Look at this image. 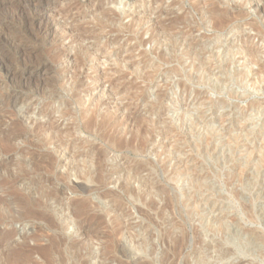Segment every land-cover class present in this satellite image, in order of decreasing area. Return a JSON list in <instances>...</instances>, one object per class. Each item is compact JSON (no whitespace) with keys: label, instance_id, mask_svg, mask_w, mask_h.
Wrapping results in <instances>:
<instances>
[{"label":"rangeland","instance_id":"1","mask_svg":"<svg viewBox=\"0 0 264 264\" xmlns=\"http://www.w3.org/2000/svg\"><path fill=\"white\" fill-rule=\"evenodd\" d=\"M199 251L264 264V0H0V264Z\"/></svg>","mask_w":264,"mask_h":264},{"label":"bare ground","instance_id":"2","mask_svg":"<svg viewBox=\"0 0 264 264\" xmlns=\"http://www.w3.org/2000/svg\"><path fill=\"white\" fill-rule=\"evenodd\" d=\"M118 4H120L119 2H118ZM41 28V27H40ZM40 30V29H39ZM40 33V32H39ZM248 73H249V71H246L245 72V74H244V79H248L247 77H248ZM250 77V76H249ZM248 84V83H247ZM249 85V84H248ZM245 86V85H244ZM251 86L254 88L255 87V84L253 83V84H251ZM255 90H256V88H254ZM260 89V88H259ZM67 174L69 173V171L67 170V172H66ZM66 174V175H67ZM70 174V173H69ZM87 176V175H86ZM138 183V182H137ZM166 206V205H165ZM198 235V234H197ZM195 239V238H194ZM197 239V238H196ZM145 240V239H144ZM149 240V239H148ZM127 243L129 244V246L131 247V249L132 250H134V251H139V250H141V249H139V247L140 246H138V245H136V244H133L132 243V240L130 239V238H128L127 239ZM194 243V242H193ZM202 243V242H201ZM139 245H140V243H139ZM156 245V244H155ZM177 245V244H176ZM198 245V244H197ZM202 245V244H201ZM202 246H200V248H201ZM197 248H198V246H197ZM212 248V247H211ZM223 248V247H222ZM224 249V248H223ZM233 249V248H232ZM202 250V249H201ZM178 251V250H177ZM176 251V252H177ZM221 251V250H220ZM227 251H228V249H227ZM226 251V252H227ZM229 251H232L233 252V250H230L229 249ZM141 252V251H140ZM225 252V253H226ZM195 253V252H194ZM222 254H223V251L221 252ZM142 254V253H141ZM177 254H178V252H177ZM226 254H228V253H226ZM232 255V254H231ZM230 256V255H229ZM224 255H221V254H218V255H216V256H214V257H210V256H208L205 252H203V251H199L198 252V256H196L195 257V259L193 260L194 261V264H213L214 262L216 263V264H223V259H224ZM139 258V257H138ZM229 258V257H228ZM227 259V258H226ZM164 260V259H163ZM192 261V262H193ZM241 261V260H240ZM239 264V263H238Z\"/></svg>","mask_w":264,"mask_h":264}]
</instances>
